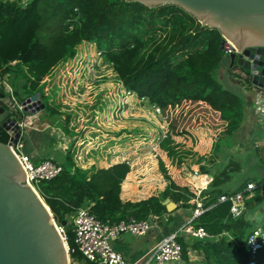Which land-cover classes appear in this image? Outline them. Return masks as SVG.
<instances>
[{
	"label": "trees",
	"instance_id": "16d2710c",
	"mask_svg": "<svg viewBox=\"0 0 264 264\" xmlns=\"http://www.w3.org/2000/svg\"><path fill=\"white\" fill-rule=\"evenodd\" d=\"M221 39L217 28L201 24L172 2L148 6L130 0H0V78H6L17 102L38 91L49 70L73 57L76 46L86 41L110 65L124 90L159 107L168 125L176 130L190 117L195 121L192 123H203L205 115L194 110L203 107L222 120L219 139L239 127L246 104L243 94L223 87L217 78L224 55L219 48ZM225 61L226 70L238 67L230 64L228 57ZM244 81L250 85L249 77ZM43 108L49 114L57 112L44 101ZM167 140L160 142V148L170 158L176 157L173 145H165ZM60 164L57 174L37 182V190L56 221L64 220L71 262L96 264L83 259L73 241L71 214L78 206H88L90 213L106 223L166 213L161 203L164 198L176 207L194 206V202L189 203L194 192L173 182L160 159L157 167L165 180L162 188L132 200L119 195L130 170L126 160L82 169L66 156ZM199 171L208 173L203 166ZM210 174V181L198 194L204 209L190 219L208 235L189 237V248L200 255V262L191 264H264V240L254 252L245 246L251 229L259 227L264 233V223L244 217L252 201L258 204L264 198V177L255 182L252 196L244 201L245 209L232 216L227 201H216L221 192H231L221 187L229 176L228 169ZM176 239L181 260L188 264L187 240L181 235Z\"/></svg>",
	"mask_w": 264,
	"mask_h": 264
},
{
	"label": "crops",
	"instance_id": "0c3cea01",
	"mask_svg": "<svg viewBox=\"0 0 264 264\" xmlns=\"http://www.w3.org/2000/svg\"><path fill=\"white\" fill-rule=\"evenodd\" d=\"M69 59L70 58L66 59L65 61L59 62L58 64L53 66L50 70L52 73L49 72L50 74H46L41 79L40 91L43 92V95L40 93L39 90L36 92L40 94L42 102L44 101L48 106L54 107L55 109H57V112L49 114L44 110V108H41L30 115L24 116L20 137L17 141L20 150L24 154H26L29 159L34 163L38 162L40 159L45 157L51 158L55 162L62 163L65 160V157L68 156L72 159L75 165L79 166L82 169H87L90 166L106 167L114 162L126 160L130 165V170L127 172L122 181L119 193L120 197L122 199L132 200L146 196H136L137 193L135 190L138 189L133 188V185L130 187L124 186V183H126V181L135 174L134 170L132 169V164L127 160V158H125L126 153L123 149L124 146L127 145V138L129 134L127 130L128 112L126 109H122L118 113H113L112 115H110L109 112L104 111V108H100L98 106L102 102H99L97 97L100 93L104 94V89L101 88L105 87V85L102 84L104 83L102 82L103 80H85L87 85V87H85L86 89H84L85 93L88 95V93L92 91L93 98L90 99V101H88L87 99V101H85V99H80L82 97H80L81 95L78 96L79 92L77 88V91H75V94L77 95L74 96L67 95L66 97H63V94H59V96L58 94H53L55 89L56 91H62L64 87L67 88L68 86L72 85V80L74 79V76L76 74L74 69H76L77 67L75 66V64H72ZM226 59L227 57L224 59V61H222V66H219L218 68V78H223L221 76V73L226 74ZM69 70H71L72 75ZM65 71L66 73L64 74ZM228 75H226L225 80H229V82L231 81L232 83L233 80L232 78H230L232 74ZM60 76H65V78L69 80L71 79L70 85L66 83L64 86L62 82L59 84L58 80ZM100 76H102V74H100ZM89 78H91V76H89ZM3 80L6 82V78H3ZM93 81L97 82L98 86H96L97 84H94ZM57 86L59 87V89H57ZM247 88L248 90L246 94L242 93L240 89L238 92L243 94L242 96L245 97V116L246 114L252 115L251 119L253 120V124H251L249 129H246L245 131V134L249 137V134L253 132V129L256 128L257 124L255 125L254 122L255 116L253 117L252 112L249 111V108L251 106L250 95L252 93L251 90L253 87ZM108 91H110L111 93L112 90L108 89ZM5 95L7 96L6 93ZM106 95L107 94H105V96ZM43 96H45L44 99L42 98ZM83 98L85 97L83 96ZM59 99L60 101H58ZM76 100L77 102H75ZM137 100L138 103L135 104H139L140 101V103L145 106V103L141 102L140 98H137ZM81 101L83 104L79 105L78 102ZM57 102H60L59 106L54 105V103ZM80 106L82 110H80ZM76 107L79 110H77ZM137 107L140 110L139 106ZM151 110L148 109L144 112L140 111V114L138 113L139 117H134L135 119L139 120H135V123H133V125L134 127H138V131H140L142 134V129H147V127L149 126L152 132L154 131L155 135H159V140L154 143V145H156L154 147H158V159L162 161L164 170L166 174L170 177V179L178 185H187L188 187V184L190 182L189 177L191 173L195 172L196 175L205 174L207 175V177L210 176L211 179V172L208 171V173H201L199 171V166H203L204 168L209 170L211 164L216 162L218 159L217 157H215L212 159L213 161L207 162L208 154L212 150L214 143L212 142V139L205 138L206 134L203 130V126H201L199 122L194 123L195 121L190 117V119H186V121L182 122V125L178 126V129L175 130V127L173 128L170 126L168 129V127L165 126L166 121L159 120L160 116L155 114ZM135 114L137 113H134V115L132 116H135ZM245 116L241 121L239 127H242V124H244L243 122H245ZM191 120L194 122L192 123ZM143 123L147 124L146 127H142ZM262 127L264 128V125ZM182 128H185V130L187 131L182 130ZM138 131L135 133V135H137ZM152 132H148L150 133V136ZM162 132L165 133V137L160 138V133ZM135 135L133 136L135 137ZM246 135L245 137H243L244 140H242L239 139L237 133H235L233 136L239 139L240 142L234 145H248V137ZM165 138L168 139V142L165 145H173V148L176 152V157L170 158L166 155L165 151L160 148L159 145H162L160 144V142ZM192 139H197V142L193 146H191ZM262 139L263 140L259 145H264V136H262ZM220 141H222V139L218 140V144ZM136 142L138 143V141ZM253 143L254 142H252V144ZM188 146H190V148ZM188 151L190 154L188 153ZM186 153H188V159L184 157V154ZM155 162L156 169H158L157 160ZM144 164L148 165V162ZM222 169L223 168H220V170H218L217 172H221ZM150 175L151 174H149V171H146L144 176L140 178L138 176L136 181H138V179H148ZM158 177L160 181L154 191H156L157 189H161L165 182L159 170ZM249 180L250 179L239 180L229 186L221 187L225 190H231V192H234L237 191L235 189L239 185H241V189L243 184ZM207 184L208 182L201 189H204ZM196 185H198V181H196ZM261 201L258 204H255V202L252 201L246 209L244 208V217L247 219H255L261 221L260 219L262 218V215H258V212L262 209L260 205ZM191 202H194V198L189 200V203ZM193 207L175 206V208H173L171 211H166V213H162L163 217L156 220L157 224L148 228L143 234L134 235L127 231H123V233L119 234L118 237L111 241V244L114 249L118 250L123 255L126 264H140L143 258H145V254L162 236L178 229L185 222L190 221V219L193 217ZM248 214L250 215V217H248ZM181 237L182 240H187V255L188 258L191 260L188 264H191L193 261L200 262V255L198 254V252L192 250L188 246L190 243V241H188L190 236L181 235ZM180 264L186 263H183L181 261Z\"/></svg>",
	"mask_w": 264,
	"mask_h": 264
},
{
	"label": "water",
	"instance_id": "95a60500",
	"mask_svg": "<svg viewBox=\"0 0 264 264\" xmlns=\"http://www.w3.org/2000/svg\"><path fill=\"white\" fill-rule=\"evenodd\" d=\"M145 5L172 2L201 24L219 30L237 50L228 55L264 87V0H130ZM21 111L0 90V264H69L66 243L56 227V216L25 182V173L11 149L20 137L24 116L43 108L38 92L20 101ZM167 211L176 203L161 201ZM64 224V220L59 221Z\"/></svg>",
	"mask_w": 264,
	"mask_h": 264
},
{
	"label": "rangeland",
	"instance_id": "374dc122",
	"mask_svg": "<svg viewBox=\"0 0 264 264\" xmlns=\"http://www.w3.org/2000/svg\"><path fill=\"white\" fill-rule=\"evenodd\" d=\"M15 1H18L19 3H21L22 0H15ZM225 55L226 54L221 56L219 66H222L223 64L222 61H224V59L227 57V56L225 57ZM69 60L70 62H72V64H75V66L77 67L76 69H74L76 74L74 76V79L72 80V83H71L72 85L68 86L67 88L64 87L62 91L61 90L56 91L55 89L53 94L54 95L58 94V96L59 94H63V97L64 96L66 97L67 95L74 96V95H77L75 94V91L78 90L79 92L78 96L81 95L80 97H82L80 99L82 100L85 99V101L87 100L90 101V99L93 98L92 91H90L88 95L85 93L84 89H86L85 87H87L85 80H88V79L103 80L102 82L104 83L102 84L105 85V87H101V88L104 89V94L100 93L98 95L97 98L99 102H102L98 106L100 108H104V111L109 112L110 115H112L113 113H118L122 109H126L128 112L127 113L128 114L127 130L129 134L127 133L128 134L127 145H125L123 149L126 153L125 158H127V160L132 164V169L134 170L135 174L134 176L129 178L126 181V183H124V186L130 187L133 185L132 186L133 188H137L138 190L134 189L137 193L136 196H144L154 191L160 181L158 177V169H156V166H155V163H156L155 161L159 158L158 157V147H154L156 146L154 145V143H156V141L158 140L159 135L158 136L155 135L154 131L152 132L149 126L147 127V129H142L143 131V134H142L140 131H138L139 128L134 127L133 125V123H135V120L137 121L139 120V119H135L134 117L138 118L139 117L138 113L140 111L144 112V111H147L148 109L151 110L152 106L147 105V102L144 99H141V102L145 103V106L142 105L140 101H139V104H135V103H138L137 97H135L133 93L126 92L124 90L121 84L117 81L116 77L113 75L110 65L107 62L103 61V59L98 54V52L95 51V48L92 43H88L86 41H82L81 43H79L76 46L75 56H73V58L71 57ZM233 69L226 70V74L221 73V76L223 78L217 77L220 84L223 87H227L235 91H239L240 89L242 93L246 94L248 90L247 88L248 85L245 84V81L238 78L235 70ZM50 70L49 72L52 73ZM69 71L71 72V70ZM65 73L66 71L64 72V74ZM100 74H102V76H100ZM228 74L230 75L232 74L230 78H232L234 83L233 82L231 83V81L229 82V80L227 81L225 80L226 75ZM71 75H72V72H71ZM217 75H219L218 72H217ZM89 76H91V78H89ZM70 81L71 79L69 80L65 78V76H60L58 83L60 84L62 82V84L65 86L66 83L70 85ZM93 83L97 84V82L95 81H93ZM96 86H98V84ZM106 87L112 90L111 93L110 91H108ZM57 89H59L58 86H57ZM40 90L41 88L39 89V91ZM40 93L43 95L42 91H40ZM105 94L107 95L105 96ZM83 96L85 98H83ZM42 98L44 99L45 96H43ZM58 101H60V99ZM75 102H77V100ZM59 103L60 102L54 103V105L59 106ZM78 103L79 105L83 104L82 101ZM137 106H139L140 110L138 109ZM79 108L80 110H82L81 106ZM76 109L79 110L77 107ZM194 110L199 111L205 115L204 122L200 124L201 126H203V130L205 131V134H206L205 138L212 139V142L214 143L213 147H216V148L212 147V150L208 154L207 162L213 161L212 159L215 157H217L218 159L216 162L211 164L208 171L211 173L213 172L216 173L218 170H220V168L229 170L228 178L225 179L223 183H221L222 187L229 186L239 180H245V179H250L256 182L261 177L264 176V145H259L261 144V141L263 140L262 136H264V128L262 127L264 124H260L254 121L255 125L257 124V126L256 128L253 129V132H251L248 137L245 134V131L246 129H249L251 124H253V120L251 119L252 118L251 114H246L245 116V113H244V116H245L244 120L246 123L243 122L244 124H242V127H239L237 130L231 133H228V134L223 133L224 136L222 138V141H220L219 144L216 145V141L217 139H219L217 137L221 133V129L223 127L222 120L218 117V115L214 114L213 112L203 107H197ZM151 111H153V109ZM134 113H137V114H135V116H132L134 115ZM157 115L160 116L159 120L166 121L165 126H167L168 129H169V126L170 127L173 126L171 123L168 125L166 116L164 117V115L161 113ZM146 125L147 124L143 123L142 127H146ZM179 125H182V122H180ZM182 130L187 131L185 130V128H182ZM137 131L138 133L137 135H135ZM149 131L152 132L151 136H150V133H148ZM235 133H237L238 138L242 140H244L243 137H245L246 135L248 137V141H247L248 145L246 144L245 145H234L240 142L239 139L233 136ZM139 134H142V135H139ZM133 135H135V137ZM136 141H138V143ZM196 142H197V139H192L191 146H193ZM252 142L254 143L252 144ZM253 146L256 147V151L253 150L252 148ZM188 147L190 148V146ZM17 150L20 151L18 147H17ZM110 153H113V152H110ZM188 153L184 154V157H186L187 159L189 157L187 155ZM146 162H148V165L144 164ZM146 171H149V174H151L150 177L148 179H144V180L138 179V181H136L138 176L139 178L143 177ZM192 174L193 173H191L190 175ZM188 185L192 189V184L190 182ZM260 205L262 209L258 212V215L259 216L262 215V218L260 219L262 222L258 220L256 221L260 224H263L264 223V199L261 201ZM248 217H250L249 214H248ZM69 264H81V263L76 262V261H73L71 263L69 260ZM170 264H174V263H170Z\"/></svg>",
	"mask_w": 264,
	"mask_h": 264
},
{
	"label": "built area",
	"instance_id": "2783aa9c",
	"mask_svg": "<svg viewBox=\"0 0 264 264\" xmlns=\"http://www.w3.org/2000/svg\"><path fill=\"white\" fill-rule=\"evenodd\" d=\"M23 1L24 0L21 2ZM222 49L226 55H229L231 52H237L235 47L228 40H225L222 43ZM234 70L238 78L244 81L246 77H249L250 81V75H246V73L240 69ZM253 85L254 84H252L250 81V85L248 87L253 88L250 95L251 106L249 111L255 116L256 122L263 124L264 87H261L263 89L262 90L255 88ZM0 89L7 94L11 100V105L21 111V104L15 100L10 85L1 78ZM152 109L156 114L161 113L160 108L155 105H152ZM164 136L165 133L162 132L160 138ZM10 147L23 168L26 176L25 182L39 195L37 190V182L41 179H49L53 177L61 170V164L53 161L51 158L46 157L34 163L21 150H17V147L19 148L18 143H14ZM192 175H196V173L194 172ZM204 176V183L200 185H192V190L195 194L194 207L192 210L193 216L199 214L204 209L201 201L198 198L199 191L210 180V176L207 177L205 174ZM254 186L255 182L250 180L246 181L242 188L237 191L230 193H220L217 196L216 201H227L228 211L232 216H237L244 210V201L248 197H251ZM160 217H163V215L149 213L146 215V217L138 220L129 218L127 220L120 219L112 223H106L99 221L92 213H90L88 206H78L74 208V211L71 214L73 241L77 247V250L81 253L83 259L92 261L96 264H126L123 255L118 250L113 248L111 241L118 237V235L123 231H127L134 235L143 234L148 228L156 225V220ZM56 227L65 241L63 226L56 222ZM179 235L202 238L207 236L208 233L201 225H194L191 223V221H187L178 229L162 236L156 243H154V245L145 254V258H143L140 264H180L181 248L179 242L176 239ZM252 237H255V242L248 243ZM263 240L264 233L262 229L255 227L247 234L245 246L250 252H254L260 248ZM66 248L68 252L67 245Z\"/></svg>",
	"mask_w": 264,
	"mask_h": 264
},
{
	"label": "bare ground",
	"instance_id": "6f19581e",
	"mask_svg": "<svg viewBox=\"0 0 264 264\" xmlns=\"http://www.w3.org/2000/svg\"><path fill=\"white\" fill-rule=\"evenodd\" d=\"M189 175V174H188ZM185 179V178H184ZM190 182L192 185H196V181H198V185L202 184L205 182V176L202 174L198 175H190L189 177Z\"/></svg>",
	"mask_w": 264,
	"mask_h": 264
},
{
	"label": "clouds",
	"instance_id": "9594fccd",
	"mask_svg": "<svg viewBox=\"0 0 264 264\" xmlns=\"http://www.w3.org/2000/svg\"><path fill=\"white\" fill-rule=\"evenodd\" d=\"M227 57H228V55H226ZM234 69H240V70H242L241 68H239V67H236V68H234ZM233 69V70H234ZM243 71V70H242ZM235 74V73H234ZM247 74V73H246ZM249 75V74H248ZM1 90V89H0ZM2 91V90H1ZM126 91V90H125ZM3 92V91H2ZM126 92H128V91H126ZM141 99V98H140ZM150 106H152V105H150ZM18 110V109H17ZM165 137V136H164ZM40 196V195H39ZM42 199V198H41ZM57 222V221H56ZM57 223H59V222H57ZM62 225V224H61ZM229 239H231V237H229ZM255 242V237H252L249 241H248V243H254ZM66 243V242H65ZM67 245V244H66ZM68 253V252H67ZM68 259L70 260V257H69V255H68ZM70 262H71V260H70ZM72 263V262H71Z\"/></svg>",
	"mask_w": 264,
	"mask_h": 264
},
{
	"label": "flooded vegetation",
	"instance_id": "af4514ba",
	"mask_svg": "<svg viewBox=\"0 0 264 264\" xmlns=\"http://www.w3.org/2000/svg\"><path fill=\"white\" fill-rule=\"evenodd\" d=\"M247 75V74H246Z\"/></svg>",
	"mask_w": 264,
	"mask_h": 264
}]
</instances>
